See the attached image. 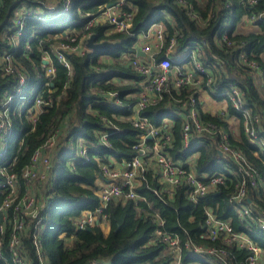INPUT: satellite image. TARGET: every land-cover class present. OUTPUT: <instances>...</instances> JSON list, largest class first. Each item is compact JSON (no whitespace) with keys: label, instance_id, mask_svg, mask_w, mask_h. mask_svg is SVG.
<instances>
[{"label":"trees","instance_id":"trees-1","mask_svg":"<svg viewBox=\"0 0 264 264\" xmlns=\"http://www.w3.org/2000/svg\"><path fill=\"white\" fill-rule=\"evenodd\" d=\"M62 1L0 0V105H8L9 110V115L4 118L0 107V122L3 121L0 132L9 133L2 157L4 160L16 157L12 170L21 177V169L29 162L31 152L51 136L56 140L46 185L43 189H34L36 196L49 204L37 217L30 218L19 233L21 241L16 251L23 261L39 263L33 242L37 231L39 250L48 264H156L160 262L163 250L159 242L149 241L156 228L150 212L155 210L164 220L163 228L177 233L181 241L189 238L227 253L217 258L207 252L191 254L183 250V262L249 264L247 248L226 244L220 238L210 240L202 236L205 211L209 207L218 218L261 247L260 259L255 264H264V231L254 217L264 214V14L248 21L251 14L264 12V0H256L253 4L248 0H127L124 8H133L131 26L124 31L111 32L107 22H98L87 29L84 26L88 18L98 12V5L112 0H71L66 11ZM208 11L212 13L209 18ZM17 16L24 17L19 36L13 28ZM154 21L163 23L165 36L176 37L173 57L197 47L200 54L195 57L210 70L212 78L209 82L204 75L198 86H184L179 94L204 90L218 100L224 97L218 93L232 84L241 91L242 107L258 116L252 126L263 139L260 143L247 135L244 115L236 112L229 100L226 108L230 117L238 121L236 132L231 130L226 119L200 113L202 120H214L228 130L231 146L243 154L251 169L257 171L259 188L248 185L245 199L251 201L254 211L252 216L240 218L229 200L236 190L235 184L241 179L238 175L240 164L230 154L219 151L217 134L198 132L191 127L189 148L183 150L181 118L175 111L169 112L166 105L170 97L165 93L161 103L148 106L142 113L155 125L162 124L163 117L169 116L173 120L169 125L173 158L191 156V163L198 173L218 174L223 181L209 186L195 201L189 199L186 187L180 185L170 199L154 191L159 184L150 170L146 179L135 187L145 200L136 203L131 198H112L101 212L96 213L97 223L77 228L74 219L83 211L95 210L100 205L97 195L100 166L109 163L111 157H123L140 132L118 117L130 112L116 107L114 98L107 93L118 90V97L123 102L133 104L135 101L134 96L126 95L140 89L141 76L130 65L119 62L118 57L133 55L139 34ZM223 31L227 33L226 39L221 37ZM91 33L96 34L97 41L119 39L120 42L112 49L94 51L86 48L81 54L78 44L86 45ZM241 53L245 59L240 57ZM58 55L69 62V68ZM101 55L112 60L104 61ZM44 56L53 62L52 72L47 71L48 64L42 61ZM186 57L180 63L193 59L189 53ZM172 80L170 76L166 86L172 94H177ZM23 85L24 91L18 93ZM36 96L44 97L48 102L37 105ZM114 124L119 125L120 130L109 135V148L102 146L100 131L112 130ZM81 138L90 155L85 160L78 158L76 153ZM20 183L19 192L22 193L25 187L21 180ZM6 195L7 191L0 188V205ZM146 202H150L151 207ZM15 203L0 209V226H3L0 229L3 240L0 262L3 264H15L11 259L14 250L9 248L10 233L15 230ZM36 218L40 219L38 228L34 226Z\"/></svg>","mask_w":264,"mask_h":264},{"label":"built area","instance_id":"built-area-1","mask_svg":"<svg viewBox=\"0 0 264 264\" xmlns=\"http://www.w3.org/2000/svg\"><path fill=\"white\" fill-rule=\"evenodd\" d=\"M255 2L256 0H248L249 4ZM126 3L127 0H112V4L110 5H98V12L88 18L84 28L87 29L89 26L97 24L98 22H107L110 25V32L127 30L132 23L133 8H124ZM70 4L71 0H63V10H68ZM27 13L31 14V11H27ZM190 14H193V12L191 11ZM263 14L264 12L251 14L248 21L256 18L259 19ZM211 15V11H208V18ZM23 23L24 17L17 16L13 28L17 31L18 36L21 34L20 30ZM62 34L65 35L66 32L63 31ZM86 35L84 34V36ZM139 35L142 36L143 41L140 45L137 43L136 47L140 48L144 54L135 55L134 53L130 57L121 54L118 57L119 62L130 65L141 76L139 82L140 89L137 92L126 95V97L134 96L136 98L135 101L133 104L123 102L118 97V90H112L107 93V95L114 98L116 107L125 108V111L129 110V114L121 113L118 117H121L122 121H128L129 124L139 129L140 132L135 142L130 146L129 151L124 152L125 155L123 157L120 159L111 157L109 163H104L100 166L97 173V177H100V183L97 187L100 205L95 210H85L81 215L77 216L74 219L76 227L84 228L94 224L98 220L96 213L101 212L106 203L112 198H131L136 203L139 200H145V197L136 192L135 187L142 180L146 179V174L150 170L152 171V175H156L159 184L157 187L158 189L155 188L154 191L158 194H164L170 199L173 197L175 189L180 185L186 187V193L189 199L195 201L198 195H203L208 190L209 186L223 181L222 176L218 174L207 175L198 173L191 163V156L185 159L173 158L170 149L172 137L169 128L173 120L169 116L163 117L162 124L155 125L146 114L142 113L148 106L161 103L165 93H168L170 97V101L166 105L168 109L170 108L169 112L175 111L181 118V144L183 150L189 148L190 128L193 127L198 132L217 134L219 138V151L221 153L226 152L230 154L232 158L240 164L238 175L241 176V179L235 184L236 190L232 193L229 200L233 202L238 217L241 218L244 215L252 216L251 214L254 211L252 203L249 199H247V201L245 199L248 197V185L254 189L259 188L257 171L251 169L245 163L243 154L231 146L228 130H226L221 123L214 120H202L200 118L202 110L200 109L201 101L199 99V93L201 90H194L189 94H179V90L184 86H198L204 75H206L207 82L212 78L210 70L195 57L200 54L199 49L197 47H191L187 50L186 56H188L189 53L193 56L192 60H186L182 63L176 60V63H173L175 60L173 51L176 45V37L173 35L165 36V27L162 22H152ZM221 37L222 39H226V31L222 32ZM78 45L79 47H77V49L81 54L88 48L85 44ZM158 54H162L160 58H157ZM6 57L9 58L10 56L7 55ZM240 57L245 59L243 53L240 54ZM58 59L65 66L68 68L70 67L69 62L63 56L58 55ZM43 60H45L44 63L48 64L47 71L52 72L54 70L53 62L48 56H44ZM249 63L253 67H256L254 62L250 61ZM170 76H172L173 79L172 87L177 91V94H172L171 90L166 86ZM24 86L25 85L19 88L18 93L24 91ZM218 94L224 95V97L216 100V102L219 100L227 102L229 100L236 112L244 115L243 124L247 135L251 140L260 143L263 139L258 137L256 130L252 126V123L258 121V116L252 114L251 110L248 108L242 107L243 97L237 86L231 84L228 89H224ZM35 98L37 105L46 104L48 102L46 98L41 96H36ZM7 106L3 104L0 105L2 108L1 114L4 118L9 115ZM223 108L224 110L218 107L217 112H215L219 120L221 117L226 119V121L235 119V117H230L226 106ZM2 122H0V129L3 126ZM119 130L120 126L114 124L112 130L100 131L99 138L101 145L109 148L111 146L109 135ZM8 135L9 133L5 130H3V134L0 132V188L7 191V195L2 201L0 209H6L16 201L14 206L16 215L13 221L15 230L10 233L9 248L14 250L11 259L15 264H27V262L23 261V257L16 251L21 241L19 233L28 224L30 218L37 217L40 210L49 204L47 201L43 203L44 199H39L34 189H43L46 185L48 172L51 166L52 149L56 140L51 136L40 148L32 151L29 162L21 169V177H18L15 171L12 170L16 163V157L10 160H4L2 157ZM83 142V138L78 139L76 153L78 158H84L85 160L88 159L90 155L87 154V146L85 147ZM262 149L264 150V147ZM255 152L257 153V151ZM245 175H247L248 178H245ZM20 180L25 187L22 193L19 192L21 187ZM146 203L151 207L150 202ZM205 213V230L202 234L204 238L210 240L220 238L226 244L233 243L237 248H247L249 251L246 257L247 262L249 264H255L259 261L262 250L257 243L243 232L234 230L230 223L218 218L211 208L207 207ZM150 215L156 222V228L149 241L159 242L162 245L163 255L160 262L164 261L165 264H191L190 262H183V250L191 254L207 252L217 258L227 254L225 250L207 247L189 238L181 241L177 233L163 228L164 220L155 210H152ZM254 217L259 228L264 231V214H256ZM24 219L26 220L24 221ZM39 221L40 219L36 218L34 224L36 228H38ZM2 228L3 226H0L1 230ZM33 242L38 255V264H48L43 257L42 251L39 250L40 238L37 231L34 232ZM2 246L3 240L0 238V257H3ZM0 264H3V262H0Z\"/></svg>","mask_w":264,"mask_h":264},{"label":"crops","instance_id":"crops-1","mask_svg":"<svg viewBox=\"0 0 264 264\" xmlns=\"http://www.w3.org/2000/svg\"><path fill=\"white\" fill-rule=\"evenodd\" d=\"M100 58L102 60H104V61H111L112 60L108 56H102L101 55ZM199 94H200L199 95V99L201 101L200 109L203 112H207L209 114H213L214 115L215 112H217V108L218 107H221L224 110L223 107L226 106V104H227L225 101H220V100L216 102V99L215 100L213 99V100L209 101V96L208 95H210V94H208L206 91L201 90ZM210 107H211V111H210ZM227 122H228L229 127L231 128V130L232 131L235 130V132H236V127L238 125V121H236V119H231V120H228Z\"/></svg>","mask_w":264,"mask_h":264},{"label":"water","instance_id":"water-1","mask_svg":"<svg viewBox=\"0 0 264 264\" xmlns=\"http://www.w3.org/2000/svg\"><path fill=\"white\" fill-rule=\"evenodd\" d=\"M110 4H112V1L106 3V5H110ZM119 42H120L119 39L112 40V41L111 40L97 41L96 40V34L95 33H91L86 39V46L89 49L94 50V51L95 50H97V51H105V50H108V49L115 48L119 44ZM138 54L139 55H143L144 52H142L140 48L136 47L135 55H138ZM43 62H45V60H43ZM148 264H150V263H148ZM156 264H165V263H164V261H161V262H158Z\"/></svg>","mask_w":264,"mask_h":264},{"label":"rangeland","instance_id":"rangeland-1","mask_svg":"<svg viewBox=\"0 0 264 264\" xmlns=\"http://www.w3.org/2000/svg\"><path fill=\"white\" fill-rule=\"evenodd\" d=\"M142 41H143V38H142L141 35H139V37H138V42H137V43L140 45V44L142 43ZM186 54H187V51L182 52V53L176 55V56H175V60H177V61H181L182 59H184V58L186 57ZM203 91H204V90H203ZM208 96H209V101H211V100L214 99L211 95H208Z\"/></svg>","mask_w":264,"mask_h":264}]
</instances>
